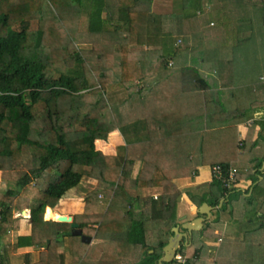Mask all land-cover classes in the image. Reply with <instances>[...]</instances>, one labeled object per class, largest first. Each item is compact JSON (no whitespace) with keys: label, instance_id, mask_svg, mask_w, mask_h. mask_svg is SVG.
<instances>
[{"label":"trees","instance_id":"trees-1","mask_svg":"<svg viewBox=\"0 0 264 264\" xmlns=\"http://www.w3.org/2000/svg\"><path fill=\"white\" fill-rule=\"evenodd\" d=\"M262 47L264 0H0V171L6 180L0 191V264H68L67 258L70 264H159L172 227L180 223L178 197L184 192L197 206L224 202L180 252L195 257L196 264H208L213 248L218 249L213 264H264V173L254 171L264 157H248L258 141L246 138L238 162L237 153L211 162L248 167L237 172L236 183L224 186L212 176L210 188L193 195L178 182L194 177L206 162L205 143L217 139L216 130L222 144L237 149L230 137L231 130L237 134V86L228 67L233 71L237 62L245 68L246 58ZM184 56L196 58L198 64L185 71L197 77L209 56H222L217 70L229 79L224 98L213 102L205 96V106L188 108L182 120V112L158 111L160 100L144 98L143 76L150 65L170 68ZM198 83L187 86L201 90ZM150 109L151 118L182 120L179 127L187 130L164 140L141 137L139 121ZM217 117L234 126L214 129ZM117 129L125 143L106 154L97 141H107ZM83 179L97 185L85 193L73 221L95 237L93 243L73 235L71 222L51 220L53 210L47 208L57 207ZM248 179L253 188L246 195L237 188ZM143 187L160 193L156 198L132 193ZM115 194L125 203L113 201L117 208L107 209ZM227 223L237 224V233L220 249L224 237L219 245L210 240L222 238ZM106 230L112 236L102 238ZM12 232L13 240H5ZM22 247L38 250L20 252ZM106 251H124L129 260L109 258Z\"/></svg>","mask_w":264,"mask_h":264},{"label":"crops","instance_id":"crops-1","mask_svg":"<svg viewBox=\"0 0 264 264\" xmlns=\"http://www.w3.org/2000/svg\"><path fill=\"white\" fill-rule=\"evenodd\" d=\"M170 4V3H169ZM171 5V4H170ZM219 58V61H218ZM223 57H208V64L203 66L201 68V74L200 76L202 78L197 77L195 74H186L185 69L192 68L193 66L197 65V61H194V56H184L182 57L178 62L173 63L174 65L169 66L170 68H164L162 65L158 66V68H153L151 65L147 68L146 73L144 72V80L148 82V88L144 92V98L150 102L151 99H154L156 101L160 100L161 106L159 108H156L158 111L160 109H163L164 107L172 108L171 110L178 113L182 112L179 115L182 116V120L186 118L187 110L196 108V104L198 102H202L201 106H205V96L212 97V100L214 102V99L216 98H224L225 96V80L229 79L225 73L217 70V67L220 66V59ZM204 58H200L198 60H203ZM172 61V60H171ZM254 61H260L258 65L263 68L262 72L256 73L252 71V68L248 71H245V68H237V122L235 121L236 126V135H237V149L235 148L236 152H233L231 158H233L237 153V162L239 161L241 155L243 154V150L240 148V145L246 140L247 137L251 136L252 141L256 142L258 141V144L256 147H254L252 155H249L248 157L250 159L256 157V161H259L263 159L264 157V136H260V132L262 131V127L264 126V57H261L259 54H252L250 57L246 58V63H253ZM173 62V61H172ZM241 63V62H240ZM172 64V63H171ZM213 64V66H211ZM246 65V64H245ZM195 80H198L200 84L201 90L197 91H191L192 89L190 86H187L188 83H191ZM205 80L207 82H205ZM152 82V83H151ZM207 89V91L205 90ZM203 97V98H202ZM204 99V103H203ZM149 102L147 104V107H149ZM215 104L209 107L211 110V107H214ZM217 108L220 109L219 105V99L216 101ZM222 107V106H221ZM189 108V109H188ZM199 106L197 107V110H199ZM150 110H146L142 114V119L139 121V128L140 132L138 134L142 137L143 135L147 137H153L156 139H162L170 137L172 135H175L176 133H182L187 130L186 127H179V124L182 123V120H174L170 119L169 117L163 116H156L155 118L150 117ZM195 119V118H193ZM106 124H111L113 122L111 117H108L106 119ZM225 120H221L219 122V117H217V125H213L214 129H224L229 126H234V124L228 125V123L223 124ZM216 138L214 141H206V145H208L211 142H215L217 144L222 145V141L220 137V133L218 130H216ZM263 139H259V138ZM125 143V138L122 134V132L117 129L114 130L107 141H97V146L101 150H103L106 154H113L115 152L116 146L123 145ZM181 145H183L180 142ZM247 153V152H246ZM245 153V154H246ZM247 155V154H246ZM242 161V159H241ZM238 171H245L248 170V167L239 165ZM254 171H259L261 173H264V160L262 162V165L260 167H255ZM259 176V179L262 180L263 176L260 173H257ZM197 175V177H196ZM213 179V178H212ZM212 179L210 176L198 174L195 173L194 177H186L179 179V185L183 190L190 191L193 195H198L204 192V190L207 191V189L210 188V184L212 182ZM239 187L238 190L246 193V195H249L252 188L253 183L251 180H240L238 182ZM193 189V191H192ZM71 191H74V189L69 190L67 193V196L61 200L59 205L55 208L47 207L53 210L54 212H57L58 215L60 214H66V215H72L74 217L75 214L81 213L83 210V192H78L77 195H72ZM132 193L135 196L140 197H150L156 198L157 195L160 193V188L157 187H143L139 189H135L132 191ZM66 201H69V204H65ZM209 203L208 201H204ZM224 202V199H221V202L217 206H212L211 209V215H208L207 213H200L199 207L195 204L192 199L185 194V192L178 197V216L179 221L177 225L172 227V232L174 234V227L178 226L179 231L183 232L185 234H188L189 236L186 239H182L181 246H191L193 237L195 234H197L201 229H203L206 225L207 220L211 219L212 217V211L216 207H221L222 203ZM113 200H111L108 204V206L112 207ZM142 208L138 207L137 211H141ZM46 212V211H45ZM197 217H204L203 225L198 230H192V232L188 231L184 224L188 221H192L196 219ZM55 218H50L51 220H57ZM45 219L49 220V218ZM161 224V223H160ZM158 225V224H157ZM162 225V224H161ZM226 228L224 229V232L228 230L229 226H232L233 229L235 227L231 223H227ZM156 227L155 223L150 226V228ZM28 227L24 229L23 232H27ZM234 232V233H235ZM233 233V234H234ZM13 234V233H12ZM169 236L168 242L170 238L173 236ZM14 235V234H13ZM15 236V235H14ZM91 236V235H90ZM93 240L91 243L94 242L95 237L91 236ZM205 240V239H204ZM211 243H214L216 245H219V243L222 241V238L212 239L210 240ZM167 242V243H168ZM181 248V247H180ZM38 248L33 247H22L20 248V252H29V251H37ZM217 250L211 252V254L207 258L208 264H213ZM164 251V248H163ZM180 251V249H179ZM107 252V251H106ZM152 252V250H150ZM108 253V252H107ZM165 255V251L163 256ZM109 258L113 257V259H128L126 252L121 251V253H115L110 252L107 255ZM115 256V257H114ZM162 256V257H163ZM237 256V250L234 248V250L231 251V258L235 259ZM133 257V256H132ZM139 257V255H137ZM135 256L134 262H136ZM66 262L70 264V260L68 258L66 259ZM113 264H116L115 262ZM160 264V259H159ZM166 264V263H165Z\"/></svg>","mask_w":264,"mask_h":264},{"label":"rangeland","instance_id":"rangeland-1","mask_svg":"<svg viewBox=\"0 0 264 264\" xmlns=\"http://www.w3.org/2000/svg\"><path fill=\"white\" fill-rule=\"evenodd\" d=\"M159 5V7H164L165 5H163V4H158ZM173 5V4H172ZM212 29H213V27H212ZM254 40V39H253ZM211 50H216V47L214 48V46L213 45H211V48H210ZM230 51V50H229ZM260 53V54H259ZM259 55L261 56L262 54L264 55V47H262L261 49H259ZM223 56H224V54H223ZM194 61H195V59H194ZM255 63H248V64H246V66H245V71L247 70H249V69H251V68H253V64H254V72H256V73H260V72H262V70H263V68L262 67H260L259 65H258V63H260V61H254ZM230 67H228V71L229 72H234L235 73V76H233V78H234V80H235V86H237V62L235 63V64H233V71H231L230 69H229ZM223 73H225L226 75H227V72L226 71H223ZM228 76V75H227ZM229 77V76H228ZM236 103H237V99H236ZM230 127V126H229ZM230 137H231V139H233V141L235 142V144H236V141H237V135H235V132H234V130H231V135H230ZM153 138V137H152ZM161 147L163 148V149H165V146H163V145H161ZM206 148H207V152H206V155H205V158H207L206 159V162L204 163V164H200V165H198L197 166V173L198 174H203V175H207V176H210V178L212 179V176H213V169H212V166H211V162L212 161H219L220 159H222V158H225V156L226 155H232L233 154V152H236L235 151V146H234V143H226V142H224V144H222V145H220V144H217V143H215V142H211V143H209L208 145H206ZM166 150V149H165ZM166 151H168V149L166 150ZM115 153V152H114ZM154 154H158V152L156 151ZM196 177H197V175H196ZM5 177L3 176V173H2V171H0V191H2L4 188H5V186H6V180L4 179ZM97 185V183L94 181H90V180H87V179H83L82 181H81V183L79 184V185H77L76 187H75V189H74V191H71V193H72V195H77L78 194V192H83V193H85V192H87L89 189H93L95 186ZM76 191H78V192H76ZM192 191H193V189H192ZM237 194V190L235 191V193H234V195H236ZM85 195V194H84ZM100 197H101V195H100ZM116 198H117V200H116ZM112 200L116 203V204H120V206L122 207V205L125 203V198L123 197V196H120V195H118V194H115V198H112ZM121 201V202H120ZM118 202V203H117ZM69 204V201H66V203L65 204ZM83 204H84V201H83ZM113 207V206H112ZM121 207H118V208H121ZM108 208H110V206H107V209ZM113 208H117V207H113ZM29 215V209L28 210H26V211H24L23 213H22V217L23 216H28ZM45 216H46V212H45ZM52 216H55V214L54 215H52ZM128 217H130V215H128ZM231 224H233V226L235 227V229L237 228V224H235V223H231ZM225 228H226V226H225ZM221 233H220V235H221V237H222V239H223V237L225 238V241H222V243H221V248L220 249H223V247H226V244H227V242H228V238L229 237H231V236H235V234L237 233V232H235V230L233 229V227L232 226H229L228 227V230L227 231H225L224 232V230H222V231H220ZM235 232V233H234ZM13 233V232H12ZM12 233H10L6 238H5V240H13V237H14V233L12 234ZM234 233V234H233ZM121 234H123V233H121ZM102 235H105V237H102V238H109L110 236H112V231L110 230H106V234H102ZM124 235H126L127 237H128V235L127 234H125L124 233ZM76 236V235H75ZM112 238V237H111ZM219 238V236H216L214 239H218ZM80 239H81V237H80ZM231 239V238H230ZM229 239V240H230ZM82 240V239H81ZM207 240V239H206ZM209 241V240H208ZM115 244V243H114ZM116 245V244H115ZM122 247V246H121ZM216 248H213V250H215ZM129 251H130V249H129ZM217 257V256H216ZM216 257H215V259H216ZM237 257V256H236ZM170 264H174V262H170Z\"/></svg>","mask_w":264,"mask_h":264},{"label":"water","instance_id":"water-1","mask_svg":"<svg viewBox=\"0 0 264 264\" xmlns=\"http://www.w3.org/2000/svg\"><path fill=\"white\" fill-rule=\"evenodd\" d=\"M211 209L212 206H210L209 203L205 202L199 207V212L207 213L208 215H211ZM204 219H205L204 217H197L192 221L186 222L184 224V227L190 232H192V230H198L202 227ZM57 221L71 222L72 234L80 236L83 242L91 243V241L93 240V238L90 235L83 233L80 224L78 222L73 221L72 215L61 214L58 217ZM188 236H189L188 234L180 232L178 226L174 227L173 236L170 238L169 242L164 246L165 255L160 258V264L171 262L175 254L178 252V250L181 247L182 239L183 238L186 239Z\"/></svg>","mask_w":264,"mask_h":264},{"label":"built area","instance_id":"built-area-1","mask_svg":"<svg viewBox=\"0 0 264 264\" xmlns=\"http://www.w3.org/2000/svg\"><path fill=\"white\" fill-rule=\"evenodd\" d=\"M171 64V62H170ZM213 169V177L217 179H221L224 183V186H230L232 183H236V174L238 172L237 167L235 168H224L221 165H214ZM174 264H196V258L194 257L192 260L187 257L184 253L178 252L175 254L173 260Z\"/></svg>","mask_w":264,"mask_h":264},{"label":"bare ground","instance_id":"bare-ground-1","mask_svg":"<svg viewBox=\"0 0 264 264\" xmlns=\"http://www.w3.org/2000/svg\"><path fill=\"white\" fill-rule=\"evenodd\" d=\"M54 214H55L54 218L57 217L56 219H58V217L61 215V214L58 215L57 212H54Z\"/></svg>","mask_w":264,"mask_h":264}]
</instances>
